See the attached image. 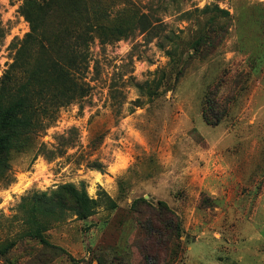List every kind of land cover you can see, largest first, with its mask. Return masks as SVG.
Segmentation results:
<instances>
[{"label": "rangeland", "instance_id": "obj_1", "mask_svg": "<svg viewBox=\"0 0 264 264\" xmlns=\"http://www.w3.org/2000/svg\"><path fill=\"white\" fill-rule=\"evenodd\" d=\"M21 4L0 0V79L30 30ZM100 4L112 16L124 8L131 30L92 44L89 94L12 153V180H0V245L16 244L0 264H146L131 209L139 197L180 216L181 246L167 264H264V0ZM63 183H84L95 198L106 191L119 206L47 218L49 244L23 235L30 222L19 204Z\"/></svg>", "mask_w": 264, "mask_h": 264}, {"label": "trees", "instance_id": "obj_2", "mask_svg": "<svg viewBox=\"0 0 264 264\" xmlns=\"http://www.w3.org/2000/svg\"><path fill=\"white\" fill-rule=\"evenodd\" d=\"M123 10L112 16L100 0H22L20 11L30 30L15 46L13 61L0 79V180L6 183L12 180L13 152L23 151L33 136L49 128L62 107L89 94L91 86L86 74L91 46L97 40L107 44L129 35L131 28L118 16ZM214 10L230 17V12L218 5ZM51 18L55 20L48 27ZM145 21L146 14H137L141 30H147ZM201 43L200 39L195 41L198 47ZM166 53L174 59L172 50ZM182 70L183 66L174 78L168 75L163 81V92L174 88ZM221 118L222 114L216 115L214 122ZM94 166L104 171L102 164ZM101 204L108 209L119 206L106 191L97 198L90 196L84 183L80 187L63 183L49 193H35L19 204L21 210L28 212L30 222L23 235L49 244L41 234L47 228V218H59L71 211L84 219ZM131 209L137 214L141 233L138 248L146 264H167L181 246L180 216L165 201L154 204L143 197L134 199ZM15 244V240L2 243L0 256Z\"/></svg>", "mask_w": 264, "mask_h": 264}]
</instances>
